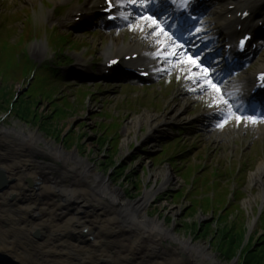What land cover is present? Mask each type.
<instances>
[{"label": "rangeland", "instance_id": "obj_1", "mask_svg": "<svg viewBox=\"0 0 264 264\" xmlns=\"http://www.w3.org/2000/svg\"><path fill=\"white\" fill-rule=\"evenodd\" d=\"M54 1L0 0V129L37 130L53 145L90 161L97 172L121 188L125 198L131 201L139 199L145 190L161 183L162 177H154L155 173L169 169L174 182L155 196L146 214L151 218L157 217L180 238L189 240L190 244L199 243L208 247L218 262L213 264H240L239 257L243 255L240 247L236 255L229 259L224 258L219 248L227 245L229 232L238 235L245 230L258 207L264 206V172L261 176H255L258 166L264 164V138L248 144H241L239 140L222 144L223 138L198 139L200 146L189 152L187 161L169 159L171 155L178 154L181 147L186 146L189 150L195 140H182L177 146H162L166 139L158 140L155 134L167 131L163 124L171 121V116L176 114V117L186 118L197 110H194L193 102H187V106L181 108L182 97L176 100L170 95L166 96V92L171 94L175 91L172 86L154 90L131 87L105 90L99 85L76 87L70 81L57 83L31 69H16L13 66L16 53L25 41L23 47L30 59L37 63L52 59L48 58L50 51L52 56L55 53L47 43L55 29L59 37L66 41L65 46L82 48L78 51L68 48L66 52L70 57L89 56L95 50L106 48L108 37L64 34L63 31L72 32L66 28V10L49 18ZM146 115L152 117L151 121L141 122L134 133L132 123L138 118L144 119ZM150 125L157 127V130L143 140ZM129 130L127 137L126 131ZM125 139H128L126 145ZM35 150L39 161L60 163L51 158L49 152ZM243 160L252 163L247 173L227 171L228 176H223L228 169L227 164L234 165ZM202 165L207 167L200 170ZM214 167L218 170L216 174L212 173ZM61 171L65 172L63 169L58 172L44 169L40 172L47 174L45 182L54 176V182L57 181L62 188L65 184H71L69 182L73 183L74 179L62 178ZM57 173L60 179L56 178ZM5 202H1V208L12 214L13 219L10 218L7 230V226L0 221V247L9 248L3 237L17 232L11 228L15 227L12 222L18 225L20 219L14 216L21 213H14ZM261 222L262 228L264 220ZM255 229L256 226L253 231ZM259 231L251 234H254L252 243L260 239L262 232ZM102 238L105 237L100 238L102 247H106L114 257L117 256L119 250L111 245L113 237ZM183 248L175 241L162 240L155 245L156 250H152L141 262L147 264L164 258L173 261L174 255L181 261L180 264H194L192 257L196 254L189 256L181 251ZM123 260H119V263H123ZM197 263L212 264V261L198 260Z\"/></svg>", "mask_w": 264, "mask_h": 264}, {"label": "bare ground", "instance_id": "obj_2", "mask_svg": "<svg viewBox=\"0 0 264 264\" xmlns=\"http://www.w3.org/2000/svg\"><path fill=\"white\" fill-rule=\"evenodd\" d=\"M186 106L187 103L184 102L181 108ZM174 117L175 115L171 118ZM151 119L150 115H146L144 119L138 118L131 125L132 131L136 133L141 122L146 121L147 123ZM126 132L128 137L130 130ZM0 137L5 138L0 140V153L13 159L10 164L0 162V171L9 181L17 179L10 186L6 182L5 186L8 188L7 192L15 195L16 209L22 212L21 215L14 216L16 219H20V222L18 225L16 222H12L15 227L11 228L23 231V237L35 229H40V234H42L40 241L33 239L27 241L25 238L19 240L13 236H4V241L16 259L25 264L34 262L40 264H99L102 258L111 264H142L141 261L147 258L152 250H156L155 245L158 242L170 240L184 246L181 251L186 247L190 248L189 254L195 253L200 256L198 259L211 260L212 264L217 262L215 255L209 251L208 247L199 243L190 244L189 240L180 238L157 217L151 218L146 214V209L153 202L155 196L162 189H168L174 182L175 179L169 169L155 173L154 177H162L161 183L158 186L153 185L149 190H145L139 199L131 201L125 198L121 188L113 185L108 178L97 172L90 161L77 156L75 152L69 153L63 148L53 145L37 130L2 128ZM124 142L126 145L128 139H125ZM31 147L40 149L42 153L49 152L51 158L66 167L65 175L67 172L69 175H73L74 182H69L71 184H65L62 188L57 181L54 182L55 177H51L49 181L45 182L42 178L43 172L40 171L52 170L53 166H57L51 162H41L33 155H25L24 150H32ZM17 166L19 167L14 170ZM263 172L264 164L261 163L255 176H261ZM25 176L37 181L39 185V189L36 191L38 200L32 203L28 198H23L20 193V186L24 187L20 183V178ZM4 188L3 185L0 191ZM54 192L59 194L57 200L47 202L48 198L49 200L55 198ZM4 198L5 192H0V201ZM98 206L100 207L97 208ZM32 208H34L35 214H38L37 221L26 220L27 212L33 211ZM11 215L0 207V221L2 225L6 224L5 230L9 229L8 222H10V218L13 219V215ZM71 228L86 230L91 239L86 243L79 239L66 238L65 232ZM99 232H101L100 235H98ZM103 236L113 237L111 245H114L120 254L118 253L114 257L106 247H102L100 238ZM28 246L31 247L28 248ZM0 249L4 250L3 247ZM124 251L126 252L123 253ZM172 256L173 261L164 258L155 259L152 263L145 261V263L180 264L181 261L177 260L174 255ZM122 259H125L123 263H119V260ZM198 259L192 257L194 262Z\"/></svg>", "mask_w": 264, "mask_h": 264}, {"label": "trees", "instance_id": "obj_3", "mask_svg": "<svg viewBox=\"0 0 264 264\" xmlns=\"http://www.w3.org/2000/svg\"><path fill=\"white\" fill-rule=\"evenodd\" d=\"M11 107H15L11 105ZM16 113H20V111H16ZM21 115H24L21 113ZM224 212V209H223ZM243 231L237 234H231L227 236L229 241L227 245L221 246L219 251L224 255V258H232L236 255L237 249H239L241 242L243 240ZM254 237L250 239L249 244L245 249H242L243 255L239 257L240 264H264V233L260 235V239L256 241V243H252ZM252 243V244H251Z\"/></svg>", "mask_w": 264, "mask_h": 264}, {"label": "snow or ice", "instance_id": "obj_4", "mask_svg": "<svg viewBox=\"0 0 264 264\" xmlns=\"http://www.w3.org/2000/svg\"><path fill=\"white\" fill-rule=\"evenodd\" d=\"M132 2H135V0H132ZM149 19H153L152 17H149ZM153 23H155V20L153 19ZM243 40H241V45H243ZM193 63H195V60H193L192 61ZM197 66H199V65H197ZM209 86L210 87H215V85L214 84H211V82H209ZM217 91H219V89H217ZM224 103L225 104H227V101H224ZM236 119H237V121H239L241 118L239 117V116H237L236 117ZM244 119L245 120H251L253 123H255L256 122V118H254V117H251V116H249V117H244ZM218 126H220V125H218Z\"/></svg>", "mask_w": 264, "mask_h": 264}, {"label": "water", "instance_id": "obj_5", "mask_svg": "<svg viewBox=\"0 0 264 264\" xmlns=\"http://www.w3.org/2000/svg\"><path fill=\"white\" fill-rule=\"evenodd\" d=\"M3 179V178H2ZM28 181H30V180H28ZM30 183H32L31 181H30ZM238 257V256H237Z\"/></svg>", "mask_w": 264, "mask_h": 264}]
</instances>
